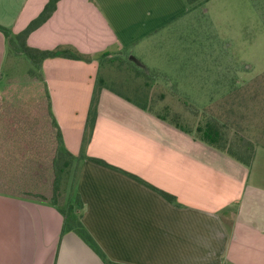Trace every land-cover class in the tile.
<instances>
[{"label": "crops", "instance_id": "crops-1", "mask_svg": "<svg viewBox=\"0 0 264 264\" xmlns=\"http://www.w3.org/2000/svg\"><path fill=\"white\" fill-rule=\"evenodd\" d=\"M205 1L58 0L27 37L90 60L46 59L41 76L64 148L83 156L63 199H80L82 226L112 264H264V142L246 167L105 88L84 142L98 58L155 47ZM48 2L0 0V26L18 34ZM7 57L0 33V77ZM60 210L0 192V264H104L63 230Z\"/></svg>", "mask_w": 264, "mask_h": 264}, {"label": "rangeland", "instance_id": "rangeland-1", "mask_svg": "<svg viewBox=\"0 0 264 264\" xmlns=\"http://www.w3.org/2000/svg\"><path fill=\"white\" fill-rule=\"evenodd\" d=\"M194 7L155 47L99 57L97 92L105 88L145 106L196 138L197 127L216 120L233 150L243 142H264V0H207ZM30 70L23 55L7 57L2 67L0 180L16 190L49 195L54 176L44 137V91L39 73ZM21 114L31 120L26 129L32 133L24 156L23 139L9 137L6 122ZM72 182L71 168L64 169L58 183L62 197ZM72 214L77 217L80 210Z\"/></svg>", "mask_w": 264, "mask_h": 264}, {"label": "trees", "instance_id": "trees-1", "mask_svg": "<svg viewBox=\"0 0 264 264\" xmlns=\"http://www.w3.org/2000/svg\"><path fill=\"white\" fill-rule=\"evenodd\" d=\"M58 0H49L48 4L45 6L44 10L41 12V14L36 18L34 21H32L28 27L23 30L22 32L18 34L12 33L10 30L0 26V33L4 36L6 40V44L8 47V51L11 55H23L26 57V59L29 61V64L31 66L30 75L33 74L35 71L39 73L41 77V84L43 89V98H44V107H45V115L44 120L46 125V133L45 136L49 143L50 147L52 149V154L50 157V166L53 172V180L50 182V191L51 194L44 195L42 192H37V190H16L13 186L6 185V182L0 180V192L17 196L23 199H29V200H36L40 202L50 203L52 205H56L57 207H61L60 213L64 217V225L63 230L67 231H73L76 234H78L82 240L96 253L98 254L104 261V264H112L109 262L103 253L100 251V249L97 247L93 239L89 236V234L86 232L84 227L81 223V215L79 214L77 217L72 214L74 208H78L79 210L82 209V203L78 197H76L72 202L70 201V198L68 197L66 200L63 199V197L59 194V178L62 171L66 168H70L74 161H77V159L83 157L82 155H79L78 157H74L71 154H69L66 149L64 148V145L62 143L60 130L53 118V116L50 113L49 108V96L48 92L45 88L42 76H41V65L43 61L46 59H52V58H66V59H73V60H82L86 59V62H90L89 59L84 58V56H81L77 54L75 51L69 49V48H59L56 50L48 51V50H38L35 48H31L27 45L26 40L28 35L35 30L37 27H39L42 23H44L48 17L52 14L56 7V3ZM199 0H184V2L187 5H193ZM194 7V6H193ZM100 57H108L107 54H103ZM127 57V55H126ZM98 61V60H97ZM97 81V78H96ZM100 92V91H99ZM99 92H97L96 88V82L94 86V91L92 94V99L90 102V107L88 110V116L86 120V136L84 137V142L88 140V138L91 136L94 123L96 120V114H97V103H98V95ZM123 98V97H122ZM125 99V98H124ZM126 101L132 103L130 100L125 99ZM5 102L1 100L0 96V109L4 105ZM134 106L138 107L141 110L147 111L151 113L145 106H141L135 103H132ZM2 115V114H0ZM21 116V117H20ZM19 118H10L7 119V125H8V136L16 139L17 137H20L23 142L24 149L21 152V155L24 156L26 149L28 148V144L32 140V133H27L28 130L26 129L27 126L29 127V123L31 120L27 118L28 116H24L21 114ZM156 117L160 118L161 120L165 121L166 119L162 116L155 115ZM12 117V116H11ZM1 118V116H0ZM173 125V124H172ZM176 128L182 130L183 132L192 135L189 131H186L181 126L175 124ZM31 131V130H30ZM196 131L199 133V137L196 138L200 142L222 152L228 155L229 157L233 158L234 160L240 162L241 164L245 165L246 167L250 166V163L252 161L253 157V146L245 144L243 142L242 147L236 148V150H233L231 147H226V137L223 132V128L216 120H209L207 121L203 127H197ZM193 136V135H192ZM31 176H36L35 172L31 174ZM166 200L172 202L173 197L165 194L160 193ZM63 207V208H62ZM64 207H66L64 209Z\"/></svg>", "mask_w": 264, "mask_h": 264}, {"label": "water", "instance_id": "water-1", "mask_svg": "<svg viewBox=\"0 0 264 264\" xmlns=\"http://www.w3.org/2000/svg\"><path fill=\"white\" fill-rule=\"evenodd\" d=\"M135 64H137L138 66H141L140 65V63L136 60V59H134V58H130Z\"/></svg>", "mask_w": 264, "mask_h": 264}]
</instances>
